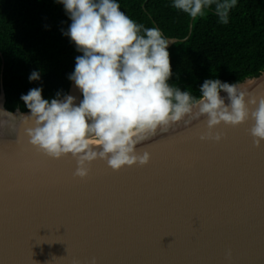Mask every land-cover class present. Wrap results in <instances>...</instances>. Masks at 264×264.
I'll return each instance as SVG.
<instances>
[{
    "label": "water",
    "instance_id": "95a60500",
    "mask_svg": "<svg viewBox=\"0 0 264 264\" xmlns=\"http://www.w3.org/2000/svg\"><path fill=\"white\" fill-rule=\"evenodd\" d=\"M245 83L264 95V71ZM65 95L82 99L72 81ZM4 104L0 81V143L23 140L11 155L0 147V264H264V142L250 121L217 126V142L186 118L138 146L146 165L98 159L81 179L70 155L38 156L29 110Z\"/></svg>",
    "mask_w": 264,
    "mask_h": 264
},
{
    "label": "clouds",
    "instance_id": "9594fccd",
    "mask_svg": "<svg viewBox=\"0 0 264 264\" xmlns=\"http://www.w3.org/2000/svg\"><path fill=\"white\" fill-rule=\"evenodd\" d=\"M56 2L71 21L62 34L81 53L68 79L82 99L77 104L75 97L61 93L45 99L38 87L20 100L29 110L23 115L28 143L52 159L70 155L76 161L74 176L87 177L90 164L98 159L114 171L146 165L150 155L138 146L189 117L204 119L208 131L201 140L218 142L222 135L213 133L217 126L250 121L253 144L264 142V95L257 97L219 79H206L199 97L181 91L169 83L173 73L167 48L175 42L159 28L136 23L117 0ZM236 4L237 0H172L171 6L195 20L214 5L219 22L227 24ZM28 79L38 81L40 73L33 71Z\"/></svg>",
    "mask_w": 264,
    "mask_h": 264
},
{
    "label": "trees",
    "instance_id": "16d2710c",
    "mask_svg": "<svg viewBox=\"0 0 264 264\" xmlns=\"http://www.w3.org/2000/svg\"><path fill=\"white\" fill-rule=\"evenodd\" d=\"M117 2L136 23L159 28L165 38H185L167 48L169 83L181 91L199 97L206 79L234 84L264 71V0H237L227 24L219 22L214 5L194 20L173 8L172 0ZM70 23L56 0H0V81L7 110L27 111L20 97L33 88H42L45 99L67 93L81 55L62 34ZM33 71L40 79L29 82Z\"/></svg>",
    "mask_w": 264,
    "mask_h": 264
},
{
    "label": "snow or ice",
    "instance_id": "6c2138e0",
    "mask_svg": "<svg viewBox=\"0 0 264 264\" xmlns=\"http://www.w3.org/2000/svg\"><path fill=\"white\" fill-rule=\"evenodd\" d=\"M23 143L22 137L20 138V140L18 141H14V142H2L0 143V147L6 149V154L11 155L12 150L13 149H17L19 148ZM28 146L33 147L31 144L28 143ZM255 146V145H254ZM36 148V147H35ZM36 152L38 156L43 157L45 160L49 159L50 157L47 156L45 153H43L42 151H40L39 149L36 148Z\"/></svg>",
    "mask_w": 264,
    "mask_h": 264
},
{
    "label": "bare ground",
    "instance_id": "6f19581e",
    "mask_svg": "<svg viewBox=\"0 0 264 264\" xmlns=\"http://www.w3.org/2000/svg\"><path fill=\"white\" fill-rule=\"evenodd\" d=\"M249 84V83H248ZM247 86V83H245V85L241 86L242 88ZM249 86V85H248ZM222 95V94H221ZM223 95H226L225 93Z\"/></svg>",
    "mask_w": 264,
    "mask_h": 264
}]
</instances>
